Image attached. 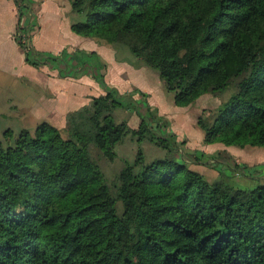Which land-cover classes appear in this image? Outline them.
Instances as JSON below:
<instances>
[{
    "label": "trees",
    "instance_id": "16d2710c",
    "mask_svg": "<svg viewBox=\"0 0 264 264\" xmlns=\"http://www.w3.org/2000/svg\"><path fill=\"white\" fill-rule=\"evenodd\" d=\"M14 2L17 32L32 39L35 17L33 29L22 25L34 8ZM71 15L75 33L157 71L178 106L237 79L236 92L197 125L206 144L264 147V0H71ZM25 54L34 66L62 60L32 46ZM79 54L72 76L90 73L106 93L63 128L41 122L0 138V264H264V184L210 181L181 158L146 162L142 148L106 181L94 148L114 159L129 133L180 145L163 118L141 113L135 95L146 101L145 92L122 93L107 83L102 56ZM118 107L133 108L138 129L114 118Z\"/></svg>",
    "mask_w": 264,
    "mask_h": 264
},
{
    "label": "crops",
    "instance_id": "0c3cea01",
    "mask_svg": "<svg viewBox=\"0 0 264 264\" xmlns=\"http://www.w3.org/2000/svg\"><path fill=\"white\" fill-rule=\"evenodd\" d=\"M29 1L39 25L37 33L32 37L31 46L39 51L59 54L62 60L41 66L29 64L26 61L25 50L16 38L18 7L14 0H0L2 132L12 129L16 134L26 128L34 129L41 122H49L58 128H63L67 125L68 114L91 105L94 97L106 93L90 73L80 77L72 76L79 70V51L96 52L102 56L108 63L105 70L107 83L125 93H134L135 89L145 92L148 103L160 108L161 115L164 110H169L172 103H175L174 94L167 95L166 82L157 71L147 66L136 67L132 56L127 54L122 56L110 44L75 33L71 29V0ZM135 97L141 98L138 94ZM176 106L167 112L173 114H167V118L170 120L171 128L181 134L178 135V143L186 140L180 148L184 147L188 152H193L190 144L192 138H195L201 145L203 144L202 158L206 157L205 153L227 149L221 143L204 142V132L198 127L197 119L204 109H208L207 107H200L196 114H191L187 111L191 105ZM140 122V117L133 111L128 125L132 129H138ZM188 127H192L196 135L185 133Z\"/></svg>",
    "mask_w": 264,
    "mask_h": 264
},
{
    "label": "rangeland",
    "instance_id": "374dc122",
    "mask_svg": "<svg viewBox=\"0 0 264 264\" xmlns=\"http://www.w3.org/2000/svg\"><path fill=\"white\" fill-rule=\"evenodd\" d=\"M236 83L237 79L217 95L212 93L204 95L196 103L191 105L187 111L191 114H196L200 107H207L209 110L216 108L222 102L228 100L236 92ZM168 92L167 95L173 93L170 90H168ZM136 99L138 100L136 101L137 103L142 101V104L139 105L141 113L146 116L157 114L163 118L162 122L165 121L166 123L165 128L167 129V135L170 132L176 137L178 142V135L181 134L180 132H176V130L171 128L170 120L167 118V114L173 115L172 113L167 112L176 106L175 103H172L171 107H169V110H164L165 112H162L163 115H161V109L151 106L147 99L146 101L145 99L143 100L137 97ZM146 102L150 105V108L147 106ZM132 113L133 108L130 109L128 107H118L114 111V118L118 122L124 120L129 121ZM151 126H153V133L156 134V136H163L161 129H158L159 127L155 122H152ZM2 131L3 128L0 126V138L6 142L7 139H5L4 132ZM185 133L196 135V131H192V127H188L187 130H185ZM174 136H170V140L172 142L174 141ZM184 143H186V140L178 144L181 146ZM202 145L200 142L195 140V138H192L190 147L193 152H188L184 147L180 149H172L171 147L174 146L171 143L170 146L165 147L158 141H151L150 138L139 141L137 137H134L129 133L122 142L116 144L115 151L117 154L114 159H110L109 157L105 156L98 148L93 149V154L97 162L100 164L104 178L109 184H112L113 181L117 179L120 171L127 164L134 162L139 148H142L144 151V159L146 162H150L159 158H181L185 160L191 168H196L203 172L205 177L210 181L223 180L229 185L248 189H253L261 184H264V147L246 146L244 148H240L236 146H226L227 149L205 153L206 157L202 158V156H204ZM194 151L200 152L195 153ZM118 210L120 213L123 211V204L121 201L118 203Z\"/></svg>",
    "mask_w": 264,
    "mask_h": 264
},
{
    "label": "built area",
    "instance_id": "2783aa9c",
    "mask_svg": "<svg viewBox=\"0 0 264 264\" xmlns=\"http://www.w3.org/2000/svg\"><path fill=\"white\" fill-rule=\"evenodd\" d=\"M33 21H34V15H31L26 19V23L22 26H29L30 29H33ZM31 36H29L27 33L21 32V30L18 29V32L16 33V38L18 40V43L23 46L24 50H28L31 47Z\"/></svg>",
    "mask_w": 264,
    "mask_h": 264
}]
</instances>
